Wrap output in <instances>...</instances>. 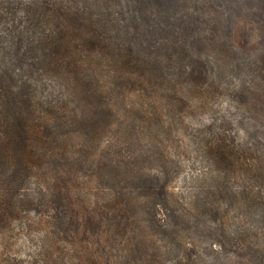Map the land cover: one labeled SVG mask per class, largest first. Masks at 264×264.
Wrapping results in <instances>:
<instances>
[{
    "label": "rangeland",
    "instance_id": "rangeland-1",
    "mask_svg": "<svg viewBox=\"0 0 264 264\" xmlns=\"http://www.w3.org/2000/svg\"><path fill=\"white\" fill-rule=\"evenodd\" d=\"M0 70V264H264V0H0Z\"/></svg>",
    "mask_w": 264,
    "mask_h": 264
},
{
    "label": "trees",
    "instance_id": "trees-1",
    "mask_svg": "<svg viewBox=\"0 0 264 264\" xmlns=\"http://www.w3.org/2000/svg\"><path fill=\"white\" fill-rule=\"evenodd\" d=\"M57 46H61V39H59ZM0 71H2V70H0ZM14 88L15 87L9 86V89L11 90L12 93L15 92ZM0 89L2 90V79L0 80ZM6 98H8V103H9V104L7 103L8 108L12 109L11 113H13V116H14V117H7L8 121L11 120V121L18 124V123H22V120H27L26 116H24L22 114L23 108L16 101H13L7 94H6ZM2 101H3V99H2V93H1V96H0V108H1L0 109V118H2ZM24 132H25V130L23 131V129L19 127L17 132H16V137H14L13 141L15 143H21V145H23V146L27 145L26 137H24ZM58 215H61V212H60V214L58 213ZM59 218H60V216H59Z\"/></svg>",
    "mask_w": 264,
    "mask_h": 264
}]
</instances>
